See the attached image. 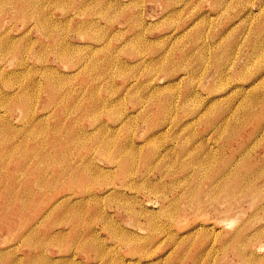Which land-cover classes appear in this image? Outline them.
Listing matches in <instances>:
<instances>
[{"label":"rangeland","instance_id":"1","mask_svg":"<svg viewBox=\"0 0 264 264\" xmlns=\"http://www.w3.org/2000/svg\"><path fill=\"white\" fill-rule=\"evenodd\" d=\"M1 63L0 264H264V0H0Z\"/></svg>","mask_w":264,"mask_h":264},{"label":"bare ground","instance_id":"2","mask_svg":"<svg viewBox=\"0 0 264 264\" xmlns=\"http://www.w3.org/2000/svg\"><path fill=\"white\" fill-rule=\"evenodd\" d=\"M17 2L22 1V2H35V0H16ZM14 2V0H13ZM20 50L24 51L23 48H21ZM7 60H4V62H6ZM1 67H0V71L4 72V68L7 66L4 63H1ZM54 68H46L43 71V74L45 76V81L48 83V85L52 86L53 88L56 87L55 82H56V78L54 77ZM24 80V79H23ZM22 80V81H23ZM32 82V80H28L25 82H21L18 84V86H16L17 88L11 90V91H7L5 92V94L9 95L12 97V99H15V103L16 105H18L19 107H21V109H25L29 107V102L31 101V99H29L28 93L26 92L25 89H27V87L29 86V83ZM14 88V87H13ZM32 105V103H31ZM29 109V108H28ZM226 174V173H225ZM229 175V173H228ZM227 175V177H228ZM225 177V175H224ZM227 180H229V178H227ZM230 223V222H229Z\"/></svg>","mask_w":264,"mask_h":264}]
</instances>
